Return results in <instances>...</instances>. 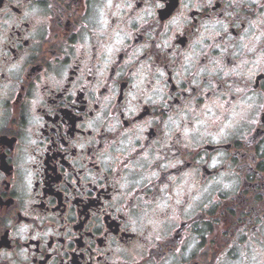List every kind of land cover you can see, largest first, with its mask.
Instances as JSON below:
<instances>
[{
  "label": "clouds",
  "instance_id": "1",
  "mask_svg": "<svg viewBox=\"0 0 264 264\" xmlns=\"http://www.w3.org/2000/svg\"><path fill=\"white\" fill-rule=\"evenodd\" d=\"M65 2L66 0H47L41 35L46 33L49 14L61 20L70 18ZM138 2L145 6L137 9ZM214 2L215 0H181L182 10L162 23L156 17V9L162 7L160 0H91L85 9L88 14L80 21V40L86 50L89 48V40L97 43V63L100 67L97 82L88 86V111L83 113L85 122L81 124L82 128L86 126L92 129L93 136L69 140L68 147L59 148V151L68 154L72 165V170L64 175V190L71 195L66 186L72 184L73 175L80 176L81 192L89 184L108 185L113 198L108 201L105 210L112 209L120 214L124 230L136 234L133 246L138 249L136 254L145 260V264H173L178 259L174 253H169L173 242L167 240L168 232L175 227L177 221V208L181 209L182 216L189 219L197 213H205V218H208L207 208L215 204L216 215L210 219H223L229 224L251 221L256 213L264 217V185L257 190L255 184L249 183L251 174L243 168L240 149L203 155L200 151H185L205 143H220L221 138L227 136L247 142L245 130L251 128L256 113L264 111V93L258 99L250 97L245 91L246 85L241 86L243 82H230L232 75L242 74L249 64V61H241L235 72L226 68L224 60L227 56L237 59L238 42L227 37L222 44L208 43L223 35V22L202 19L197 26L188 19L187 13L193 8L202 15L214 16L210 12ZM236 2L245 7L251 6L246 0H228L226 7L230 8ZM231 14L228 13L229 16ZM216 25L220 27L217 28ZM181 32L188 37L186 48L174 43L176 34ZM6 33L7 30L0 36V73H6L10 82L9 92L0 95V141L8 136L17 138L16 151L10 152L16 167V187L21 193L17 210L28 211L30 203L35 199L31 192L32 185L43 174L42 157L47 151V144L52 139L60 141L64 135L57 128L48 140L41 138L39 132L45 123L44 115H56L59 105L55 100L49 104L46 98L40 96L39 90L32 89L36 99L31 103L25 102L15 107L7 105V100L14 94L18 84L24 83L23 65L35 57L37 51L35 46L31 50H24L19 60L13 62L12 55L4 51V48L10 43L13 47L17 45L9 40ZM139 36L144 38L143 42L139 45L132 44L131 41ZM113 37L116 39L111 43ZM101 38L108 44H101ZM260 39L264 43V33L260 34ZM217 48L221 49L219 55L215 54ZM121 52L126 59L115 67L116 79L111 84L109 94L97 96L99 89L107 85L108 69L115 64L116 55ZM88 58H91L90 50ZM71 67V64L67 67L57 65L61 77L58 84L64 82L67 70ZM169 71L179 86L175 95H170L168 91ZM122 83L127 85V91L124 92L123 103L117 104V90ZM28 86L31 88L30 82ZM218 88L220 91H217ZM49 92L52 96L55 95L51 90ZM182 92L191 94L187 98H180ZM209 95L211 98L205 99ZM230 97H235V100ZM177 98H180L179 106H169L168 100ZM94 104H99L100 110L89 118ZM145 104L152 109L151 119L144 120L143 123H132L127 129L120 123L119 116L114 114H126L131 118ZM37 108L42 113H37ZM22 116L27 117L26 125L20 122ZM148 128L156 129L157 139L150 150L151 155L146 154L137 159L138 142H143L144 132ZM98 135L102 137L99 141ZM97 143L104 145L103 150L97 148ZM170 144L180 152L179 159H171L167 154L157 155L164 148H168L170 154ZM73 148L80 149V153L72 156ZM88 148L93 150L92 158L86 154ZM125 160L132 162L124 167L122 161ZM181 160L185 166L191 164L192 171L183 172L177 167V172L182 174L169 176L168 169L178 166ZM88 163L99 164L100 170L89 168ZM247 163L251 165L252 162L249 159ZM153 165L160 171H152ZM201 167H210L212 171H205L201 178ZM81 170L83 175H80ZM161 173L167 179L163 192L173 193L172 195H153L150 200L137 195V190H146ZM4 179L6 177L0 174V181ZM155 187L159 188L158 185ZM206 193L209 195L206 196ZM220 194L223 195L222 200ZM96 220L97 226L102 227L98 217ZM0 223L4 227L15 226L12 216L3 217ZM27 232L28 226L22 225L14 235L26 239ZM157 240L160 241L159 245ZM149 248L156 249L153 256L146 255ZM194 248L195 243L189 244L188 251L181 255L188 256ZM161 256L170 258L162 260ZM129 264H136L135 259L129 257Z\"/></svg>",
  "mask_w": 264,
  "mask_h": 264
},
{
  "label": "flooded vegetation",
  "instance_id": "2",
  "mask_svg": "<svg viewBox=\"0 0 264 264\" xmlns=\"http://www.w3.org/2000/svg\"><path fill=\"white\" fill-rule=\"evenodd\" d=\"M227 2L228 0H215L210 9L214 16L202 15L195 8L191 9L187 16L189 21L197 26L202 19L223 22V35L208 43L222 44L226 42L227 37H232L233 41L238 42L237 59L233 60L231 56H227L224 64L227 69L234 72L241 61H249V64L242 74L232 75L229 78L230 82H243L241 86L246 85L247 96L258 99L260 94L264 93V43L260 39V34L264 33V0H246L250 7L236 2L229 8L226 7ZM89 3L91 0H66L65 8L70 18L61 20L49 14L46 19V33L41 35L40 28L41 23L45 21L44 9L47 0H0V36L7 30V37L17 45L13 47L10 43L4 51L12 55L13 62L19 60L24 50H31L35 46L37 51V55L23 65L24 83L18 84L6 103L12 107L23 105L25 102L31 103L36 99L32 89L39 90L40 96L46 98L49 104L55 100L59 105L56 115H44L45 123L39 132L41 138L48 140L57 128L64 135L60 141L52 139L47 144V151L42 157L43 174L32 185L31 192L35 199L30 203L28 211L17 210L21 193L16 187V167L10 156V152L16 151L17 138L8 136L0 141V174L6 177L0 181V220L5 216H12L15 221L14 227H4L0 223V264H129V257L135 259L136 264H145V260L136 254L138 249L133 246L136 234L124 230L123 217L120 214L112 209L105 210L108 201L113 198L108 185L89 184L81 192L80 176L73 175L72 184L66 186L71 195L64 190V175L72 170V165L68 154L59 151V148L68 147L69 140L93 136L92 129L81 127L85 122L83 113L88 111V86L97 82L100 67L97 63L99 51L97 43L89 40V48L86 50L79 36L80 21L88 14L85 9ZM160 3L162 7L156 9V17L162 23H166L182 10L181 0H160ZM144 6L142 2L136 4L137 9ZM228 13H232L231 16ZM30 33L32 35H29ZM254 36L256 39H253ZM115 39L113 37L111 43H114ZM143 39L142 36L135 37L131 43L139 45ZM174 43L178 47L186 48L188 37L183 32L177 33ZM101 44L108 42L101 38ZM88 50L91 52L90 59ZM220 52V48L215 50L216 55ZM124 59L126 56L123 52L116 55L115 64L108 69L107 85L99 89L97 96L109 94L111 84L116 79L115 67L123 63ZM68 64L72 67L67 70L64 82L58 84L61 77L57 65L67 67ZM9 82L8 75L0 73V95L9 92ZM29 82L31 88L28 86ZM167 84L170 95H175L179 91V86L170 71ZM49 90L55 95L52 96ZM125 91L127 85L122 83L117 90V104L123 103ZM190 94L182 92L180 98H187ZM180 98L169 99V106L178 107ZM210 98V95L205 97ZM230 99L235 100V97ZM92 107L89 118L94 117L100 110L99 104ZM36 111L42 113L39 108ZM114 114L119 116L120 123L127 129L132 123H143L144 120L151 119L152 109L145 104L131 118L126 114ZM20 122L26 125L27 117L22 116ZM144 136L145 139L138 142L136 148L137 159L146 154L151 155L150 150L157 139L156 129H146ZM245 136L248 137L247 142L233 140L227 136L221 138L220 143H205L185 151H200L203 155L218 151L234 152L240 149L243 154V168L251 174L249 183L255 184L257 190H260L261 185H264V111L256 113L251 128L245 130ZM100 139L102 137L98 135L97 141ZM103 147L104 145L97 143V148L103 150ZM168 147L172 148L170 154L168 148H164L157 155L167 154L171 159H179L180 152L171 144ZM80 151L73 148L71 155L76 156ZM92 151V148H88L86 152L90 158ZM249 159L251 165L247 163ZM131 162L125 160L122 164L127 167ZM88 167L95 171L100 170L99 164L88 163ZM177 167L183 172L192 171L191 164L185 166L181 160L178 166L168 169V175L171 177L181 175L182 173L177 172ZM151 170L160 171L155 165ZM205 171L212 169L201 167V178ZM80 175H83V170ZM156 185L159 186L158 189ZM166 185V176L161 173L154 184H149L146 190H137V195L144 200H150L153 195L157 197L172 195L173 193L163 192ZM220 199H223L222 194ZM25 204L28 202L25 201ZM216 207L217 205L213 204L207 208L208 218H205V213H197L191 219L182 216L181 209L177 208L175 227L167 235V240L173 242L169 253H174L178 257L173 264H264V217L256 213L251 221L229 224L223 219L219 221L210 219L216 215ZM97 217L102 227L97 226ZM22 225L28 226L26 239L14 235ZM192 243H195L193 251L188 256H182L181 254L187 252L189 244ZM159 244L160 241L157 240V245ZM155 251L156 249L149 248L146 255L153 256ZM168 258L170 256L160 257L162 260Z\"/></svg>",
  "mask_w": 264,
  "mask_h": 264
}]
</instances>
